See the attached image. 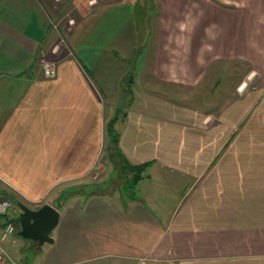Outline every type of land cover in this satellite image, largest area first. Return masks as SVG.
Wrapping results in <instances>:
<instances>
[{
	"label": "crops",
	"instance_id": "obj_1",
	"mask_svg": "<svg viewBox=\"0 0 264 264\" xmlns=\"http://www.w3.org/2000/svg\"><path fill=\"white\" fill-rule=\"evenodd\" d=\"M56 2L0 0V198L59 213L52 242L27 239L19 259L264 264V0H68L78 22L45 78ZM125 87L115 128L143 178L121 194L76 191Z\"/></svg>",
	"mask_w": 264,
	"mask_h": 264
},
{
	"label": "rangeland",
	"instance_id": "obj_2",
	"mask_svg": "<svg viewBox=\"0 0 264 264\" xmlns=\"http://www.w3.org/2000/svg\"><path fill=\"white\" fill-rule=\"evenodd\" d=\"M67 1L68 0H57V2L51 6V9L49 7H48L49 9L45 8V10H46V12H45L46 13V24L47 25L49 24L52 26L50 31L55 33V39L53 40V42H51V46L53 47L51 51H47V52L40 51L39 52V57H38L39 68H40V70H42V72H43L44 67L46 68L48 66H54L55 72H56L55 60L58 59L57 57H60L59 54H61L62 51L64 52L67 49V42H66V35L65 34H68L73 29V27H75L77 25L79 14L72 6H69L68 4H66ZM90 3H92V1ZM93 3H95L94 0H93ZM145 5L138 4L134 7V9L132 11L133 14L135 15V17L137 19H140L141 21H143L146 17H149L150 15H152V13H151L152 7L148 6L146 3H145ZM149 8H150V12H149ZM54 13L56 14V17H57V14L59 13L61 18L55 20ZM146 25H147V21H145V24L142 23L143 28H146ZM48 46H49V44H47V47ZM49 48H51V47H49ZM134 57H135V55L133 54L129 57V60H128L131 70L133 68ZM135 59H136V57H135ZM242 72H245V71H242ZM129 74H131V75H129ZM129 74H127V76L124 78V81H129L130 79H131V81L133 80V76H132L133 71H131V73H129ZM123 93H124V96H122V99L120 100V102H118L116 108L113 110V114H111V116H109V117H106L105 124L103 127L104 139H103V148H102L103 151H102L101 158L97 161V166L95 167L94 171H92L88 175V177H87L88 179L82 182L83 185H80L79 187H77V189L75 188L76 191L77 190L89 191V190H91V189H89L90 186L91 187L93 186L92 191L93 190L96 192L97 191H104L105 193H106V191L114 192V193H120L121 191H124V190L126 191V190L130 189V188H128V185H127V177L129 176V174L127 173L126 169L125 168L120 169L119 167H115L113 165V162L110 160V158L108 157V155L106 153V143H107L106 125L111 120L115 119L116 117L119 120L120 117L122 116L123 112L125 111L126 103H127L128 98H129L128 90H126V87H125V90L123 91ZM190 103L195 104L197 102H196V100H194L193 102H190ZM199 104L200 103H198L197 105H199ZM107 112H110V110L108 109ZM126 163L128 164L127 161H126ZM126 163H124V164L126 165ZM101 166H104L105 168L101 167ZM85 186H87L88 188L85 189ZM72 189H74V188H72ZM67 194H65L64 197ZM100 194H102V193H100ZM11 202L15 206V207L13 206V208H14L13 211L17 210L15 217L18 218V216L20 214L19 207H17V205L14 201L11 200ZM14 227H15L14 233L17 232V228H19V230H20V227H18L17 221L14 222ZM14 233L12 234V236H10V240L15 239V240H17V242L21 241V243L19 244L20 247H17V243L16 244L10 243L9 245L3 244V248L6 251L8 257L10 258V260H9L10 262L7 261L5 264H24L23 261H21L18 257V254H20V253H22V254L26 253L27 258H28L27 261L29 262L32 254L27 249L31 245H33V242H31L30 240L24 239L22 237H19V236H17V234H14ZM17 248H20V251H21L20 253H16V251L18 250Z\"/></svg>",
	"mask_w": 264,
	"mask_h": 264
},
{
	"label": "water",
	"instance_id": "obj_3",
	"mask_svg": "<svg viewBox=\"0 0 264 264\" xmlns=\"http://www.w3.org/2000/svg\"><path fill=\"white\" fill-rule=\"evenodd\" d=\"M18 207L20 209L18 235L38 241L39 244L52 242L50 234L57 226L59 219L56 208L45 204L38 209H30L21 203H18Z\"/></svg>",
	"mask_w": 264,
	"mask_h": 264
},
{
	"label": "trees",
	"instance_id": "obj_4",
	"mask_svg": "<svg viewBox=\"0 0 264 264\" xmlns=\"http://www.w3.org/2000/svg\"><path fill=\"white\" fill-rule=\"evenodd\" d=\"M117 120L118 119L116 117L106 125V153L115 167L126 169L127 173L129 174V176L127 177V185L128 188L131 189L134 188L136 184L143 178V174L147 169L148 164L144 163L141 165H130L129 163H126L125 158L119 148V133L115 128ZM124 163H126V165ZM102 192L103 191L96 192L93 190L92 194H100Z\"/></svg>",
	"mask_w": 264,
	"mask_h": 264
},
{
	"label": "built area",
	"instance_id": "obj_5",
	"mask_svg": "<svg viewBox=\"0 0 264 264\" xmlns=\"http://www.w3.org/2000/svg\"><path fill=\"white\" fill-rule=\"evenodd\" d=\"M55 73L54 66L44 67L43 69V75L45 78H52ZM13 206L14 205L9 198H0V218L3 219V225L0 228V242L7 240L15 231L14 222H16L15 214L17 213V210L13 211ZM9 260L10 258L0 244V264H4L5 261Z\"/></svg>",
	"mask_w": 264,
	"mask_h": 264
}]
</instances>
